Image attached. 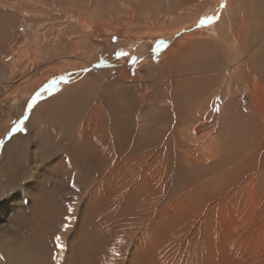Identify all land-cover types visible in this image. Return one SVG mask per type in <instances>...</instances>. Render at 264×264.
<instances>
[{
  "label": "rangeland",
  "instance_id": "rangeland-1",
  "mask_svg": "<svg viewBox=\"0 0 264 264\" xmlns=\"http://www.w3.org/2000/svg\"><path fill=\"white\" fill-rule=\"evenodd\" d=\"M0 1L2 2L0 5L3 4V8L0 7V159L3 158L4 145L13 134L19 131L24 136L28 134L27 124L30 117L37 109V105H43L45 102V109L48 108V110L43 113V118L37 121H41L44 129L46 130L48 127L49 131L54 128L55 124H61L62 127L59 128L63 129L62 133L66 135L63 139L65 140L67 137V141L63 143L65 146L68 145L66 147L67 153H72L71 151L74 150L70 146L72 138L68 134L77 130L84 106L90 104L89 89L85 90L87 100L81 99L75 103L67 96L76 89V85L71 86V83H77V75L80 76L84 71L86 74L92 75L87 79L91 83L95 81L93 75L96 73H102L103 76L108 75V77L115 76L117 72L122 75L124 73L123 77L126 83L124 86H129L132 90H134L133 88L137 89L136 95L140 93L144 96L148 109L151 111L154 109L158 112L163 101H166L165 99L161 100V96L167 94L169 90L166 83L168 80L163 81L164 68L161 69L165 64L164 60L168 57L167 53L171 52L175 55V51L188 48L191 42L195 43V53L185 62L184 68L182 62L179 61L176 70L178 71L180 68L183 72L179 73L181 71H178L179 74L173 78L179 80L178 96L182 97H178L175 107L176 114H171L166 120L167 124H176V132L171 137L172 141H179L177 131H186V133L182 132V136L185 135L182 152L184 157L189 156L191 158L186 160L188 162H185L183 158V170L177 171L174 168L176 160H174L173 155L167 154L164 158H159L161 154L154 151L147 141H139L132 137L119 138V143L115 147L112 157L106 155L102 159V172L106 174L107 166L110 163L122 161L123 158L127 159L133 168L145 169L146 175L135 180L133 176L138 175V173L120 169L118 174L123 172L124 175L122 177L120 175L115 176L118 184L113 183V180H109L107 177V182L102 186L103 195L100 194L101 198L95 203L81 207V204L79 206L77 204L79 203V194L81 195L83 191L80 190L74 180V186L72 180H69L67 185L64 180L66 176L62 177L65 183L62 184L64 187H60L62 192L59 187L56 188V184L50 183L49 187V179L57 178L52 176L49 170L53 168L58 159L62 160L61 156L63 155L60 152L52 156L46 154L45 157H49L46 158V163L42 165L40 159L35 158L33 145L29 142L28 146L31 155H33L30 162L23 161L18 165L19 168L15 166L14 169L11 167V169L5 170L4 166V170H0V264H105V262H107L106 264H264L262 262L264 261V165H261L264 164V156H262L264 155V135L262 133L261 137L259 135L257 148H254L249 155L251 162H247L245 165L246 161H240L243 156L242 149L232 136L235 134L234 130L241 129L238 132L243 134L245 132V128H242V124L240 125V122H244L239 118L241 114L251 112L249 114L260 117V110L264 106V99L261 98L264 96V91L258 88L257 93L251 94L252 90H249L251 84L247 74L250 72L255 74L254 71L257 70V66L253 68L254 70L248 71V68L254 65L252 59L247 58V56L246 61L243 60L238 67L220 71L224 68V64L230 65L232 64L230 61L234 60L232 58L237 51L238 44L234 38L228 35V29L232 23H237L241 18H243L242 25L246 36L245 40H247L241 49L242 51L248 49L251 52L250 48L254 43V37L264 30V0H242L241 7H238L239 2L237 0H231L232 4L229 3V0H205V3L200 2L197 5L192 0L189 2H193L191 4L195 12L188 17L182 15L181 9L170 10L173 8L171 4L178 3L179 0H18L19 3L17 0H13V2L9 0L10 3L8 0ZM4 2L8 3L7 8H5ZM14 3L16 4L14 5ZM26 3L31 5H29L31 9L26 7L28 6ZM260 3L263 5L261 4V6ZM9 7H12V12H9ZM25 7L28 8L29 12ZM199 8L201 9L199 10ZM235 13H238V16ZM117 18L122 20V25H116ZM96 22L102 26H97ZM107 22L115 25L106 24ZM62 30H68L67 36L72 35L75 39L81 35V38L78 39V45H84L86 48L80 49L79 46H75V48L82 57L92 58L91 64L83 66L85 67L84 71L77 69L67 72L64 68H60L61 72L52 73L53 69L62 62L61 60L74 61V58L71 57L72 54L74 55V51L68 44L65 50L58 52L60 54H57V57L50 55V52L54 50L55 41H59L57 33ZM218 30H221L220 35H218ZM223 32L225 36H223ZM47 39H49L48 42ZM49 42L51 44H48ZM213 43L218 45V49ZM62 46L60 48L55 47V49H63ZM80 51L82 52L80 53ZM218 51L220 55L217 54ZM258 53L260 55L257 56L256 54L254 59L264 61V50L258 51ZM26 55H30L32 59L34 56L39 58L38 61L42 60L41 64L28 68L22 75L13 79L11 69L14 68L16 62L24 66L32 60H24ZM49 55L53 57L51 58ZM58 55H61V60ZM218 56L221 57V60H217ZM176 58L179 57L176 56ZM92 64L100 72L95 70L91 72ZM245 64L246 66H244ZM51 66L53 67L51 72L44 75V68ZM193 66L195 69L199 66L203 70H195ZM188 67L190 70L186 69ZM233 68L236 73H232ZM237 71L242 72L241 75L247 80L246 85L249 89L246 90L244 84H240L241 87H236L230 83L232 78L236 77ZM260 71L257 70L255 75H263V71ZM74 74L77 75L73 76ZM227 85H230L231 92H228L229 94L226 92ZM67 88L69 90H66ZM126 91L118 94V96H125ZM61 92L64 95H61ZM104 95L107 97L108 92H104ZM190 97H195L193 102L189 101ZM194 104L197 109L193 107ZM167 106L173 107L170 101ZM193 109L194 111H192ZM178 114L180 115L177 117ZM137 116H140L139 112H137ZM192 116H195L196 120ZM179 117L181 121H178ZM249 120H246V123L250 125L252 120L250 122ZM177 122L180 128L182 125L185 129L178 128ZM69 124L71 128L68 127ZM17 125H19V129H17ZM212 133L213 135H211ZM246 138L245 132L243 142ZM28 140L32 142L31 137H28ZM55 140L57 141L55 136L48 138L47 133L44 132L41 139V144L44 147L41 148V152L47 148L51 151H58L59 146ZM228 146L229 148H227ZM237 150H240L242 155L233 161ZM214 152L216 153L214 154ZM253 152H256L259 158ZM139 156L141 166L136 165ZM262 158L263 160H261ZM160 161L164 162L163 166L159 164ZM256 161L261 164L258 163L257 165ZM249 163L250 165H248ZM12 169L13 171H10ZM77 170L69 172L72 179L78 175L79 170ZM33 172L35 176L39 174L42 181L45 179L44 182L35 183ZM13 178L15 179L13 180ZM110 182L116 183L118 186L115 184L117 187L114 185L110 187ZM74 187L75 189H73ZM113 187H116L115 193L112 192ZM124 188L126 190H123ZM65 193L66 199H59V194L65 195ZM108 199L115 203L112 205V209L108 205H103ZM43 204H49L57 212L61 210L73 212L78 209V214L71 222L68 218L63 221L62 217L59 216L58 220L61 219L62 225L58 226L57 235L52 233L50 238L45 232L46 230H39L38 228V224L44 225V227L47 225L39 209L35 212L39 206L44 207ZM136 207H141L140 210L143 211L144 209L145 211L141 212ZM107 210H109L108 213ZM82 211H86L88 217L84 224L80 223ZM139 213L141 214L139 218L141 222H139L140 220L136 221L138 219L135 218L136 214ZM68 214L67 212L66 215ZM97 214L101 216H97ZM103 214L105 215L103 216ZM147 214L151 218L149 221L152 220L148 225ZM142 217L146 218L143 219ZM132 219L133 222H139L137 225L146 223L145 229L139 227L136 234L134 227L131 226ZM158 219L160 220L158 221ZM24 222L29 228L28 232H24L26 231ZM76 224L80 227L76 228ZM35 225L40 236H36L35 232L33 235L31 234ZM65 228L67 232L62 234ZM105 229L107 232L109 230L108 234ZM126 232L131 236L127 237L126 242H124L123 236ZM132 236L133 238L129 242ZM89 240H94V245L100 244L99 247L97 246L98 248L96 247V253H94L92 260L87 251ZM101 255L104 257L102 261L99 260ZM129 256L132 258L129 259ZM82 260L84 262L80 263Z\"/></svg>",
  "mask_w": 264,
  "mask_h": 264
},
{
  "label": "bare ground",
  "instance_id": "bare-ground-1",
  "mask_svg": "<svg viewBox=\"0 0 264 264\" xmlns=\"http://www.w3.org/2000/svg\"><path fill=\"white\" fill-rule=\"evenodd\" d=\"M9 1V0H8ZM13 2V0H11ZM189 1H192V0H179L178 3H170L172 5V9L170 10H177V9H181V12L182 15H186L187 17L191 15V13H194L195 12V9L194 7L192 6L191 3L193 2H189ZM195 1L194 4L197 5L198 3L200 2H204L205 0H193ZM231 2V0H229ZM259 1V0H258ZM1 2V1H0ZM11 2V3H12ZM169 2V1H168ZM237 2H239L237 5L238 7H241L242 5V0H237ZM2 3V2H1ZM5 3V2H4ZM10 3V1H9ZM17 3H19V1L17 0ZM31 3V2H30ZM205 3V2H204ZM6 4V3H5ZM13 4V3H12ZM16 3H14L15 5ZM28 4V3H26ZM37 4V3H36ZM169 4V3H168ZM169 4V5H170ZM207 4V2H206ZM204 4V5H206ZM253 4V3H251ZM259 4V2H258ZM257 4V6H259ZM262 3H260L261 5ZM3 5V4H2ZM0 5V7L3 8V6ZM7 5L8 3L6 4V7L7 8ZM30 4H28V6L26 7H30L29 6ZM33 5V3H32ZM154 5V4H153ZM203 5V4H202ZM256 5V4H255ZM254 5V6H255ZM263 5V4H262ZM261 5V6H262ZM12 6V5H10ZM119 6V5H118ZM167 6V5H166ZM231 6V5H230ZM251 6V5H250ZM17 7V6H15ZM19 7V6H18ZM21 7L23 8L22 4H21ZM20 7V8H21ZM25 7V8H26ZM169 7V6H168ZM12 8V7H11ZM11 8L9 7L10 11L9 12H12ZM14 8V7H13ZM119 8V7H118ZM158 8V7H157ZM201 8H204L203 6H201ZM199 8V10L201 9ZM254 8V7H253ZM17 9V8H15ZM14 9V10H15ZM28 10V8H26ZM31 9V7H30ZM239 9V8H238ZM255 9V8H254ZM258 9V8H257ZM256 9V10H257ZM261 9V8H260ZM6 10V9H5ZM18 10V9H17ZM125 10V8H124ZM164 10V9H163ZM167 10V9H166ZM198 10V8H197ZM196 10V11H197ZM245 10V9H244ZM19 11V10H18ZM207 11V10H206ZM242 11V10H241ZM240 11V12H241ZM261 11V10H260ZM29 12V10H28ZM32 12V11H31ZM162 12V11H161ZM180 12V13H181ZM198 12V11H197ZM249 12V11H248ZM251 12V11H250ZM253 12V11H252ZM251 12V13H252ZM14 13V11H13ZM168 13V12H167ZM243 13V12H242ZM247 13V12H245ZM19 14V13H18ZM23 14V13H21ZM28 14V13H27ZM26 14V15H27ZM237 16H238V13H235ZM20 15V14H19ZM25 15V14H24ZM167 15V14H165ZM178 15V14H177ZM180 15V14H179ZM244 15V14H243ZM158 16V15H157ZM185 16V17H186ZM241 17H243L242 15H240ZM254 16V15H253ZM181 17V15H180ZM249 17V16H248ZM182 18V17H181ZM256 18V17H255ZM254 19V18H252ZM231 20V19H230ZM78 21V20H77ZM114 21V20H113ZM228 21V20H227ZM235 21H237L235 19ZM84 22V21H83ZM112 22V21H111ZM111 22H107L106 24H114V23H111ZM232 22V21H231ZM252 22V21H251ZM97 24V26L101 27L102 25H100L99 23H95ZM123 22L122 20L120 21L118 18H117V24L116 25H122ZM243 18H241L237 23H232V26H229V29H228V35L231 36L232 38H234L235 42L238 44V47L237 48V51L236 53L234 54L233 58L234 59L232 62L230 61V65H225L224 64V68H222V70L220 71H224L226 70L227 68H232L235 66L238 67V65L243 62V60L246 61L247 58H250L252 59V64L254 65L253 67H249L248 68V71H251L255 66H257V70L258 72L260 70V72H262L263 75H260V76H257L255 74H257V70L254 71L255 74H252L253 72H250L247 74V77L249 79V82L251 84V88L249 89V87H247L246 85V79L241 75V73H239L237 71V75L236 77L232 78V80L230 81V83L234 84L236 87H241L242 84L245 85L246 87V90L249 89V90H252L251 91V94H254L256 91H258V88L260 90H263L264 91V61L263 60H255L254 58L256 57V54L258 56V54L260 55V53H258V51H261V50H264L263 46H264V30L259 33L256 37H254V43H252L253 45L251 46V52L246 49L244 51H242L241 47H243L242 45L245 44V40L246 39V36L244 34V29H243ZM105 25V24H104ZM115 25V24H114ZM142 25V24H141ZM221 25V24H220ZM256 26V25H255ZM259 26V25H258ZM105 27V26H104ZM118 27V26H117ZM212 27V26H211ZM222 27V26H221ZM126 28V26H125ZM161 28V27H160ZM211 29V28H210ZM128 31V30H127ZM221 30H218L219 34L220 35V32ZM227 31V30H226ZM246 31V30H245ZM225 32V31H224ZM224 32L222 33L223 36H225ZM257 32V31H256ZM255 32V33H256ZM79 33V32H78ZM204 33V32H203ZM226 33V32H225ZM253 33V32H252ZM254 33V34H255ZM68 34V30H62V31H58L57 33V36H58V40L59 41H55V44L53 42V44L55 45V47H59L61 45L63 49H55L54 47V50L53 52L51 51L50 55H56L57 57V54H60L58 52H60L61 50H65L69 45V47L71 49H73L72 51H74V55L72 54L71 57L74 58V61H66V60H61L60 59V56L61 55H58L59 59L62 61L61 63H59L58 65L59 66H56L57 68H54L53 67H47V68H44L43 70V73L45 75V73H49L51 72V70L53 69V72L52 73H55V72H61V69L60 68H64L65 71L69 72L71 70H85V67L83 66H86L88 64H91L92 63V58L90 57H82V55H79V52L77 51V49L75 48V46H79V41L78 39L81 38V35H79L76 39L73 38V36H67ZM78 35V34H77ZM35 36V35H34ZM53 36V34H52ZM56 36V37H57ZM222 36V37H223ZM228 36V37H229ZM254 36V35H253ZM47 37V36H46ZM60 37V38H59ZM76 37V36H75ZM220 37V36H219ZM253 38V37H252ZM251 38V39H252ZM215 39V38H214ZM230 39V37H229ZM248 39V38H247ZM56 40V39H55ZM225 40V39H223ZM232 40V39H231ZM47 42L49 41V39L46 40ZM84 41V40H83ZM198 41V40H197ZM196 41V43H197ZM205 41V40H204ZM218 41V40H217ZM250 41V40H249ZM50 42H52L50 40ZM48 43V44H51V43ZM234 42V41H233ZM253 42V41H251ZM39 43V42H38ZM200 43V42H199ZM217 44V42H215ZM241 43V44H240ZM68 44V45H67ZM214 44V43H213ZM214 44V45H216ZM231 44V43H230ZM248 44V43H247ZM198 45V44H197ZM49 46V45H48ZM218 45H216L215 48H217ZM234 46V44H233ZM88 47V46H87ZM224 47V46H223ZM247 47V46H246ZM80 49L82 48H86L84 45H80L79 46ZM78 48V50H79ZM138 48V47H137ZM230 48H232L230 46ZM234 48V47H233ZM75 49V50H74ZM218 49V48H217ZM141 50V49H140ZM224 50V49H223ZM70 51V50H69ZM84 51V50H82ZM80 51V53L82 52ZM138 51V50H137ZM231 51V50H230ZM87 52V51H86ZM139 52V51H138ZM195 53V43L191 42V44L189 45L188 48H183L181 49L180 51H175V55L171 52H168L167 53V56L166 59L164 60L165 64L163 65L162 68H164V71H163V81H167L166 83L168 84V93L167 94H163L161 96V100L165 99L166 101L164 102L163 101V104H162V107L161 108H158V112L157 111H154V109L151 111L150 109H148V106L145 104V100H144V96L140 95V93H137V89L133 88L134 90H132L131 87L129 86H124L126 83H125V79L123 77V75L120 73V72H117V74L113 77H108V75L106 76H103V74L101 73H96V75H93L95 78V81L94 82H88L87 79L88 77L92 76L90 75V73L86 74V71H84V73L82 72V74H80V76H78L77 74V83L75 82H72L71 83V86L72 85H76V89L72 90V92H70L68 94V98H70L71 101L73 102H79L81 99L82 100H87V96H86V92L85 90L89 89V94H88V99L90 101V104L88 105H85L84 106V110L82 112V117L80 118L79 120V125H78V128L77 130L72 133V130L71 133L72 134H68L69 136H71L72 140L70 141V146L74 149L73 151H71L72 153L68 154L67 153V149L66 147L68 146H65V144L63 143L64 141L66 142L67 140V137L66 139L64 140L63 137H65L66 135L64 133H62V130L59 128L61 126V124H58V125H54V128H52L50 131L48 129V127H46V130L44 129L45 127H43L41 121H37L38 119H42L43 118V113L45 111L48 110V108L45 109L46 107V102L45 104L43 105H37V109L35 110V112L33 113V115L30 117V120H29V123L27 124V127H28V134H26L25 136L20 134V131L16 134H13L11 136V139L8 140V142L4 145L3 147V155H2V159H0V170H8V169H11V167H15V166H18L20 165L23 161L25 162H30L31 160V157L33 155H31V152H30V149H29V142L32 143L33 145V150H34V155H35V158H39L40 159V163L45 164L46 163V158H48L50 155H55V153L57 152H60L61 155V159H58L56 161V164L53 166L52 169L49 170V172L51 173L52 176H56L57 178H51L49 179L48 183H49V187L50 185L52 184H56V188L59 187V190H60V187L62 186V184H65L63 182V179L62 177H65L66 178L64 179L68 185L69 183V180H72V185H73V180L77 183V185L79 186L80 190L83 191V193L80 195L79 194V199H78V206L81 204V207L82 206H86V205H89V204H92V203H95L96 201H98L101 197H100V194L103 195L102 193V189L105 185V183L107 182V177L109 180H113V183L116 182L117 180L115 179L116 175L118 177V175H120L122 177V175H124V173L122 172V174H118L119 170L120 169H127L128 171H132L134 172L135 171V174L138 173V175H134L133 176V179L135 180H138V179H141L142 177H144L146 175L147 172H145L144 170L145 169H142V168H133L130 164V162L127 160V159H123L122 158V161H118V162H113V163H110L108 166H107V172L106 174L102 172L101 168H102V159L107 155V156H110L112 157L113 155V152L115 150V147L117 146V144L119 143V138H128V137H132V138H135L139 141H142V140H145L147 141V143L149 144V146L156 152L160 153L161 155L159 156V158H164V156H166L167 154L169 155H173L174 156V160H176V162L174 163V168L177 170V171H182L183 170V158L185 160V162H188L186 160H190L191 157L189 156H183V145L185 143V135L182 136V130L180 131H177L178 132V137L177 139L179 140L178 142H175V141H172L171 137L174 135V133L176 132V124H173V125H170V124H167L166 120L169 118V116L172 114H176L175 113V107L177 105V100H178V95H179V91H178V81L177 80H174V76H177L179 73H182L183 70H181L179 68L178 71H181L178 73V71L176 70L179 66V61L182 62V67L184 68V64L186 61L189 60V58L191 57L192 54ZM220 52L218 51L217 54H219ZM227 53V52H226ZM230 54V52H228ZM49 55V56H50ZM76 55H79V56H76ZM174 55V56H173ZM233 55V54H232ZM53 56H50L51 58ZM131 56V55H130ZM135 56V55H134ZM179 57V58H176ZM217 56V55H216ZM247 56V58H246ZM63 57V55H62ZM65 57V56H64ZM172 57V58H171ZM227 57V55H226ZM230 57V56H229ZM185 60H183V59ZM32 57L30 55H26L24 57V60H31ZM39 58H35V56L33 57V59L30 61V63L28 65H24V66H21L19 64V62L14 65V68L11 69L12 70V78L14 79V77L16 76H19V75H22L25 70H27L28 68H32L34 66H37L39 64H41V61H38ZM217 60H221V57L218 56ZM94 61V60H93ZM223 61V60H222ZM225 61V60H224ZM19 64V65H18ZM48 64V62L46 63V65ZM187 64V63H186ZM202 64V63H201ZM217 64V63H216ZM244 64V63H243ZM45 65V66H46ZM205 66V64H203ZM202 65L203 69H204V66ZM201 66V65H200ZM208 66V65H207ZM221 66V65H220ZM243 66V65H242ZM246 66V64L244 65ZM250 66V65H249ZM83 67V68H82ZM194 67V66H193ZM209 67V66H208ZM213 67V65H212ZM217 67V66H215ZM214 67V68H215ZM240 67V66H239ZM38 68V67H37ZM207 68V67H206ZM233 68V72L232 73H236L235 69ZM90 69L92 70L91 72H93V70L95 71H98L100 72V70H98L93 64L92 66L90 67ZM186 69H189L190 70V67L186 68ZM195 69V67H194ZM192 69V70H194ZM197 69L199 70H203L201 67L197 66ZM195 69V70H197ZM210 69V67H209ZM213 69V68H212ZM4 70H6L4 68ZM208 70V69H206ZM211 70V69H210ZM217 70V69H216ZM254 70V69H253ZM88 71V70H87ZM160 72V71H159ZM195 72V71H194ZM205 72V71H204ZM211 72V71H210ZM216 72V71H215ZM217 73V72H216ZM223 73V72H222ZM33 74V73H32ZM68 74V73H67ZM211 74V73H210ZM220 74V73H219ZM224 74V73H223ZM43 75V76H44ZM53 75V74H52ZM75 74L73 76H76ZM217 75V74H215ZM33 76V75H32ZM233 76V75H232ZM26 77V76H24ZM31 77V76H30ZM225 77V76H224ZM43 78V77H42ZM178 78V77H176ZM184 78V77H183ZM204 78V77H203ZM202 78V79H203ZM209 78V77H208ZM7 79V78H6ZM185 79V78H184ZM182 79V80H184ZM199 79V78H198ZM207 79V78H206ZM43 80V79H41ZM69 80V79H68ZM132 80V79H131ZM181 80V81H182ZM184 82V81H183ZM187 82V81H186ZM207 82V81H206ZM70 83V82H69ZM115 84V85H114ZM241 84V85H240ZM211 86V85H210ZM249 86V85H248ZM167 87V86H166ZM209 87V86H208ZM70 88V87H69ZM211 88V87H210ZM238 89V88H236ZM63 90V89H62ZM66 90H69L68 88ZM127 90V91H126ZM65 91V90H63ZM62 91V92H63ZM124 91H126V95L125 96H118V94L120 93H124ZM131 92V95H130V92ZM198 91V90H197ZM210 91V90H209ZM61 92V95L63 94ZM104 92L107 93L108 92V95L106 97V95H104ZM185 92V91H184ZM211 92V91H210ZM226 92L230 93V85H227L226 86ZM225 92V93H226ZM260 92V91H259ZM199 93V92H198ZM226 93V94H227ZM228 93V94H229ZM257 93V92H256ZM10 94V93H8ZM60 94V93H59ZM66 94V93H65ZM91 94V95H90ZM64 95V94H63ZM184 96V95H183ZM194 96V95H193ZM260 96V95H259ZM58 97H61L58 95ZM63 97V96H62ZM182 97V96H181ZM179 97V98H181ZM235 97V96H234ZM104 98V99H103ZM195 97H190L189 98V101L193 102V99ZM261 98L264 99V96H261ZM61 99V98H60ZM59 99V100H60ZM66 99V98H65ZM64 101H67V100H64ZM171 102L172 103V108H169L167 106V103L168 102ZM203 101V99H202ZM261 101V100H260ZM59 103V101H58ZM189 103V102H188ZM197 103V102H196ZM52 104V103H51ZM227 104V103H226ZM197 105V104H196ZM48 106V105H47ZM50 106V105H49ZM191 107V106H190ZM195 109H197V107H195V104L193 106ZM192 107V108H193ZM260 107V106H259ZM137 108L139 109L137 111ZM179 108V107H177ZM253 108V106H252ZM180 109V108H179ZM201 109V108H200ZM226 109V108H225ZM191 110V108H190ZM39 111V112H38ZM194 111V109L192 110ZM202 111V109H201ZM137 112H139L140 116H137ZM59 113V112H58ZM193 113V112H192ZM191 113V114H192ZM251 112H248V114H241L239 118H241L244 122L241 123L240 122V125L242 124V128H245V132L247 134V138L246 140L243 142V137L245 136V132L244 134L241 133V132H238L239 130L241 131V129H239L238 131L237 130H234V133L232 136H233V140L234 141H237L236 143L240 146V149H242V153H243V156L241 157L240 161H246L244 163V165L247 163V162H251L250 161V158H249V155L251 153L252 150H254V148H257V141L259 139V135L261 137V135L263 134L264 135V106L263 108L260 110V117L258 116H255L253 114H249ZM190 114V115H191ZM195 114V112H194ZM193 114V115H194ZM180 114L176 115L177 117L179 116ZM187 115V114H186ZM203 115V114H202ZM69 116V115H68ZM71 116V114H70ZM175 116V117H176ZM196 116V115H195ZM195 116H192L193 119H195L194 117ZM229 116V115H228ZM61 117V115H60ZM185 117V116H184ZM191 117V118H192ZM223 117V116H222ZM226 117V116H225ZM230 117V116H229ZM62 118V117H61ZM60 118V119H61ZM190 118V119H191ZM182 119V118H181ZM250 119V120H249ZM63 120V119H62ZM180 120V117L178 118V121ZM183 120V119H182ZM196 120V119H195ZM194 120V122H195ZM246 120H249V122L251 121L250 125L246 123ZM181 121V120H180ZM186 121V120H184ZM183 121V122H184ZM199 121V120H198ZM55 122V121H54ZM169 122V121H168ZM225 123V122H224ZM178 124V122H177ZM182 124V123H181ZM238 124V123H237ZM246 124V125H245ZM179 125V124H178ZM246 127H245V126ZM247 125H249V127H247ZM71 125L69 124L68 127H70ZM62 127V126H61ZM181 127L183 129H185L182 125ZM241 127V126H239ZM238 127V128H239ZM5 128V127H4ZM71 128V127H70ZM180 128V125L179 127ZM177 128V129H178ZM180 128V129H182ZM64 129L65 126H64ZM47 133V136L48 138H50L51 136H55L57 138V145L59 146V150L56 151V150H49V148H47L46 150L42 151L41 152V148L44 147L42 144H41V139L43 138V134L44 132ZM69 131V130H68ZM190 131V130H189ZM236 131V132H235ZM243 131V130H242ZM3 132V131H2ZM187 132H188V129H187ZM184 133H186V131H184ZM190 133V132H189ZM193 133V132H191ZM207 133V132H206ZM206 133H205V136H206ZM262 133V134H261ZM213 135V133L211 134ZM191 136V135H189ZM194 136V135H193ZM231 136V137H232ZM28 137H31L32 138V142L31 140L29 141L28 140ZM184 137V138H183ZM208 137V136H207ZM176 138V137H175ZM194 138H196V136H194ZM70 139V138H69ZM118 139V140H117ZM52 140V139H50ZM261 140V139H260ZM210 143V141H209ZM259 144V143H258ZM261 145V143H260ZM209 146V145H208ZM206 147V146H205ZM219 147V146H218ZM236 147V146H235ZM261 147V146H260ZM203 148V147H202ZM208 148V147H207ZM229 148V146L227 147ZM205 149V148H204ZM263 149V147H262ZM261 150V152H263ZM209 150V149H208ZM206 150V151H208ZM213 150V149H212ZM220 150V149H219ZM218 150V152H219ZM223 150V149H222ZM259 150V149H257ZM256 150V151H257ZM211 151V149H210ZM209 151V152H210ZM225 151L227 152V149H225ZM237 154L235 155L234 157V160H237L236 158L239 156V155H242L240 153V150H237ZM92 152V153H91ZM230 152V151H228ZM233 152V150H232ZM260 152V153H261ZM94 153V155H93ZM213 153V152H212ZM211 153V154H212ZM216 152H214L215 154ZM220 153V152H219ZM217 153V154H219ZM224 153V151H223ZM255 153L256 155V152H253ZM48 154L49 156L45 157V155ZM163 154V155H162ZM214 154H212L213 156H215ZM258 154V153H257ZM262 154V153H261ZM232 155V153H231ZM219 156V155H218ZM264 156V155H262ZM261 156V157H262ZM253 157V156H252ZM256 157H258L256 155ZM134 158V157H133ZM222 158V157H221ZM259 158V157H258ZM249 159V160H248ZM253 159V158H252ZM251 159V160H252ZM239 160V159H238ZM256 160V159H255ZM263 160V158L261 159ZM50 161V160H49ZM197 161V160H196ZM225 161H226V158H225ZM264 161V160H263ZM190 162V161H189ZM194 162V161H193ZM257 162V161H256ZM255 162V163H256ZM259 161L257 162V165H258ZM160 165H164V162L163 161H160L159 162ZM261 164V163H259ZM47 165V164H46ZM136 165L138 166H141V158L140 156L137 158V161H136ZM243 165V167H244ZM250 165V163L248 164ZM261 165H264V164H261ZM5 166V167H4ZM25 166V165H24ZM161 166V167H162ZM241 166V165H240ZM4 167V169H3ZM156 167V166H155ZM234 167H237V166H234ZM233 167V168H234ZM239 167V166H238ZM19 168V166H18ZM37 168V167H36ZM43 168V167H42ZM224 168V167H223ZM242 168V167H241ZM14 169V168H13ZM10 170V171H13ZM16 169V168H15ZM21 169V168H20ZM79 170V172H75L77 173L78 175L73 177L70 176L69 172L70 171H73L74 170ZM158 169V168H157ZM249 169V168H248ZM260 169V168H259ZM258 169V170H259ZM263 169H264V166H263ZM77 170V171H78ZM231 170V169H230ZM233 170V169H232ZM240 170V169H238ZM247 170V169H246ZM15 171V170H14ZM137 171V172H136ZM151 171V170H150ZM227 171V170H226ZM237 171V170H236ZM121 172V171H120ZM125 172V171H124ZM131 172V173H132ZM264 172V171H263ZM81 173L85 174V175H82ZM130 173V175H132ZM153 173V171H152ZM245 173V172H244ZM256 173V172H255ZM16 174V173H15ZM34 174V172H33ZM32 174V175H33ZM157 174V173H156ZM254 174V173H253ZM160 175V174H159ZM166 175V174H165ZM177 175V174H175ZM23 176V175H22ZM129 176V175H128ZM127 176V177H128ZM170 176V175H169ZM172 176V174H171ZM216 176V175H215ZM242 176V175H241ZM259 176V175H257ZM1 177V176H0ZM4 177V176H3ZM60 177V178H59ZM70 177V178H69ZM121 177H120V180H121ZM175 177V176H174ZM223 177V176H222ZM262 177V176H261ZM125 178V177H124ZM132 178V176H131ZM162 178V177H161ZM259 178V177H257ZM15 178H13L14 180ZM119 179V178H117ZM5 180V179H4ZM45 179H43V181L41 180V177L40 175L38 174L37 176H35L34 174V182H44ZM115 180V181H114ZM147 180V179H146ZM126 181V180H124ZM123 181V182H124ZM132 181V180H131ZM129 181V182H131ZM165 181V180H164ZM168 181V180H167ZM206 181V180H205ZM214 181V180H213ZM122 182V184H123ZM128 182V185H130ZM149 182V181H148ZM51 183V184H50ZM112 184V182H110ZM117 183V182H116ZM115 183V184H116ZM125 183V182H124ZM151 183V181H150ZM109 184L110 187L111 186H116L115 184ZM165 184V183H164ZM174 184V183H173ZM195 184V183H194ZM193 184V185H194ZM240 184V183H239ZM76 185V186H77ZM108 185V184H107ZM124 185H127V184H124ZM127 185V187H128ZM74 186V185H73ZM118 186V185H117ZM116 186V187H117ZM132 186V184H131ZM64 187V185L62 186ZM116 187H113V191L111 189L112 192L114 191H117L116 190ZM121 187V186H119ZM118 187V188H119ZM125 187V186H124ZM47 188V187H46ZM53 188V187H52ZM107 188V187H106ZM130 188V187H128ZM51 189V188H50ZM75 189V187L73 188ZM72 189V190H73ZM109 189V187H108ZM121 189V188H120ZM49 190V189H48ZM106 191V189H104ZM123 190H126V188H124ZM14 191V190H13ZM50 191V190H49ZM52 191V189H51ZM50 191V193H51ZM61 191V190H60ZM69 191V190H68ZM101 191V192H100ZM122 191V190H121ZM132 191V190H130ZM128 191V192H130ZM53 192V191H52ZM62 192V191H61ZM72 193V191H70ZM75 192V191H74ZM49 193V192H48ZM56 193V191H55ZM106 193V192H105ZM109 194V191L107 192ZM106 193V194H107ZM115 193V192H114ZM155 193V192H154ZM153 194V193H152ZM156 194V193H155ZM219 194V193H218ZM224 194V193H223ZM51 195V194H50ZM59 199L60 198H63L64 200L66 199V193L65 195H61L59 194ZM101 195V196H102ZM105 195V194H104ZM111 195V193H110ZM116 196V194H114ZM118 195V193H117ZM235 195V193H234ZM58 196V195H57ZM112 196V195H111ZM51 197V196H50ZM103 197V196H102ZM114 197V196H113ZM112 197V198H113ZM155 197V196H154ZM7 198V197H6ZM56 198V196H55ZM58 199V200H59ZM106 199V198H105ZM115 199V197H114ZM104 200V198H103ZM61 201V200H60ZM116 201V200H115ZM76 202V201H75ZM104 202V201H103ZM102 202V203H103ZM175 202V201H174ZM101 203V204H102ZM189 203V202H188ZM115 204L113 201H111L110 199H108L103 205H108L111 207H113L112 205ZM126 204V203H125ZM44 207L41 205L39 206L38 208H36L35 212L38 211L39 209V212L44 216L43 219L46 220L45 223H47V225H45L46 229H44V225L41 226L40 224H38V228L39 230H46L45 232L48 233V236L50 237V235L52 233H54L53 235H57L56 234V230L58 229V226L62 223H61V219H64L67 220V218L69 219V221H73L77 214H78V209L73 211V212H69V211H63L61 210L60 212H57L56 209L53 210L52 207H50L49 204H43ZM63 205V203H62ZM176 205V204H175ZM60 206V205H59ZM149 207V205H147ZM160 206V205H159ZM163 206V205H162ZM62 207V206H60ZM115 207V206H114ZM145 207V205L143 206V208ZM161 207V206H160ZM159 207V208H160ZM189 207V206H188ZM117 208V207H116ZM138 208V210H140L139 207H136ZM147 208V207H146ZM112 209V208H111ZM135 209V208H134ZM149 209V208H148ZM148 209H147V213L148 212ZM163 209V208H161ZM160 209V210H161ZM166 209V208H165ZM164 209V210H165ZM60 210V209H59ZM58 210V211H59ZM110 210V209H109ZM109 210H107V213L109 212ZM141 212L145 211L143 209L140 210ZM67 212L69 213L68 215ZM112 212V211H111ZM134 212V211H133ZM136 212H137V209H136ZM151 212V211H150ZM161 212V211H160ZM166 212V211H165ZM177 212V211H175ZM20 213V212H19ZM106 214V212H104ZM138 213V212H137ZM157 213V212H155ZM162 213V212H161ZM167 213V212H166ZM164 213V214H166ZM261 213V212H260ZM103 214V216L105 215ZM115 214V213H114ZM145 214V213H144ZM143 214V215H144ZM205 214V213H204ZM37 215V214H36ZM125 215V214H124ZM135 215V213H134ZM152 215V214H151ZM244 215V214H243ZM61 216L62 218L60 220H58V217ZM97 216H101V215H98ZM139 216V217H138ZM140 216L141 214H136L135 218H137L138 220L136 221H139L140 219ZM149 216H150V213H149ZM153 216V215H152ZM160 216V215H158ZM37 217V216H36ZM41 217V216H40ZM83 217V218H82ZM107 217V216H105ZM128 217V216H126ZM146 217H148V214L146 215ZM146 217H142L143 219L146 218ZM162 219H163V216H161ZM207 217V216H206ZM39 218V217H38ZM86 218L88 220V217H87V213L86 211H82L80 213V223L81 224H84L85 221H86ZM119 218V217H118ZM160 218V217H159ZM177 218V217H176ZM236 218V217H235ZM42 219V220H43ZM110 219V218H109ZM112 219V218H111ZM116 219V218H115ZM127 219V218H126ZM149 219H151L150 217H148V221ZM157 219V217H156ZM161 219V218H160ZM158 219V221L160 220ZM174 219V218H173ZM178 219V218H177ZM38 220V219H37ZM100 220V219H99ZM103 220V219H102ZM147 220L145 219V222H147ZM164 220V219H163ZM162 220V221H163ZM39 221V220H38ZM106 221V220H105ZM120 221H121V217H120ZM123 221V219H122ZM152 221V220H151ZM147 222V225L151 222ZM156 220H154L155 222ZM174 221V220H173ZM227 221V220H226ZM232 221V220H231ZM87 222V221H86ZM132 227H134L135 231L139 228V227H144L145 229V225L146 223H143V225L138 224L139 222H141V220L139 222H133V219H132ZM157 222V221H156ZM164 222V221H163ZM172 222V221H170ZM43 223V224H45ZM104 223V222H103ZM112 223V222H111ZM120 223V222H119ZM161 223V222H159ZM22 224V223H20ZM70 224V223H69ZM73 224V223H72ZM98 224H100V222H98ZM102 224V222H101ZM107 224V222H106ZM153 224V223H152ZM151 224V225H152ZM158 224V223H157ZM162 224V223H161ZM164 224V223H163ZM168 224V223H167ZM171 224V223H169ZM77 225V224H76ZM105 225V224H104ZM114 225V224H112ZM141 225V226H140ZM155 225V224H154ZM24 228L26 231L24 232H28L29 228H27L25 222H24ZM97 226V225H96ZM95 226V227H96ZM102 226V225H101ZM108 226V224H107ZM105 226V228L107 227ZM156 226V225H155ZM60 227V226H59ZM79 228L80 226L77 225L76 228ZM104 227V226H103ZM150 227V226H149ZM159 227V226H158ZM163 227V226H162ZM161 227V228H162ZM165 227V226H164ZM118 228V227H116ZM160 228V227H159ZM167 228V227H166ZM70 229V228H68ZM96 230H98L97 228H95ZM108 229V228H106ZM105 229V231H106ZM120 229V228H119ZM143 229V228H142ZM76 230V229H75ZM78 230V229H77ZM81 230V229H80ZM104 230V229H103ZM118 230V229H117ZM158 230V229H157ZM70 231V230H69ZM79 231V230H78ZM104 231V232H105ZM144 231V230H143ZM146 231V230H145ZM148 231V230H147ZM159 231V230H158ZM35 232V235L36 236H40L39 233L37 232V227L35 225V227L33 228L32 230V235L33 233ZM43 232V231H42ZM65 232H67V229L65 228L62 232V234H64ZM109 232V230H108ZM108 232L106 231V233L108 234ZM151 232V231H150ZM87 233V232H86ZM103 233V231H102ZM93 234V233H92ZM100 234V233H99ZM105 234V233H103ZM136 234H137V231H136ZM142 234V233H141ZM148 234V233H147ZM84 235V234H83ZM113 235V234H112ZM117 235V234H116ZM143 235H146V234H143ZM35 236V237H36ZM43 236V235H42ZM59 236H62V235H59ZM87 236V235H86ZM104 236V235H103ZM106 236V235H105ZM121 236V235H120ZM131 235L126 232L125 235L123 236V240L124 242H126L127 240V237H130ZM136 237V235H133ZM133 236L129 239V242L130 240L133 238ZM139 236V235H138ZM74 237V236H73ZM134 237V238H135ZM51 238V237H50ZM53 238V237H52ZM57 238V237H56ZM60 238V237H59ZM87 238V237H85ZM89 238V237H88ZM140 238V237H139ZM93 239H94V236H93ZM136 239V238H135ZM138 239V238H137ZM82 240V239H81ZM145 240V239H144ZM87 241V239H86ZM90 243L88 245V248L87 251H88V254H89V257L91 258H94V253H96V247L98 245H94V240H89ZM138 241V240H137ZM136 241V242H137ZM141 241V240H140ZM143 242V241H142ZM60 243V242H59ZM83 243V242H82ZM145 243V242H144ZM125 244V243H124ZM136 244V243H135ZM83 245V244H82ZM148 245V244H147ZM150 245V244H149ZM153 245V244H152ZM112 246V245H111ZM126 246V245H125ZM136 246V245H135ZM263 246V245H262ZM97 247V248H98ZM148 247V246H147ZM111 248V247H110ZM137 248V247H136ZM151 249V248H150ZM154 249V248H153ZM133 250V249H132ZM121 253V252H120ZM127 253V252H126ZM130 253V252H129ZM113 254V252H112ZM132 254V253H131ZM151 254V253H149ZM130 255V254H129ZM134 255V254H133ZM256 256V255H255ZM80 258V257H79ZM78 258V260H80ZM104 257L101 255L99 256V260L102 261ZM132 258L131 256H129V259ZM106 261V259H105ZM258 261V260H257ZM78 262V261H77ZM84 261H80V263H83ZM121 262V261H120ZM264 262V261H262ZM107 262H105L106 264Z\"/></svg>",
  "mask_w": 264,
  "mask_h": 264
},
{
  "label": "snow or ice",
  "instance_id": "snow-or-ice-1",
  "mask_svg": "<svg viewBox=\"0 0 264 264\" xmlns=\"http://www.w3.org/2000/svg\"><path fill=\"white\" fill-rule=\"evenodd\" d=\"M122 54V53H121ZM17 129H19V125H17Z\"/></svg>",
  "mask_w": 264,
  "mask_h": 264
}]
</instances>
